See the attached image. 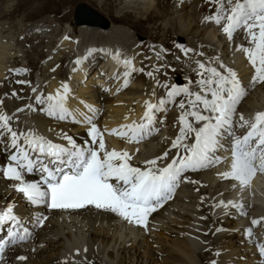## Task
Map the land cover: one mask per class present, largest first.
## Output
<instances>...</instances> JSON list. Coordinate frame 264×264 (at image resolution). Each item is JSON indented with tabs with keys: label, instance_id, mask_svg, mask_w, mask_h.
Here are the masks:
<instances>
[{
	"label": "snow or ice",
	"instance_id": "obj_1",
	"mask_svg": "<svg viewBox=\"0 0 264 264\" xmlns=\"http://www.w3.org/2000/svg\"><path fill=\"white\" fill-rule=\"evenodd\" d=\"M208 2L215 5V11L204 20L222 24V32L229 41L233 40L234 33L244 30L250 46H237L236 50L243 52L254 69L250 84H264V0ZM177 46L185 55L193 51ZM94 51L97 50H88L82 59H87ZM119 55L117 52L112 59L129 69L123 73V87H127V78L137 69L132 67L131 59L121 61ZM82 59L78 58L75 63L79 65ZM196 63L201 70L197 72L200 78L195 82L198 92L175 84L169 88L167 84L160 85L157 81L158 86L168 89L166 96L157 103L144 101L145 110L140 123L121 125L119 129L109 131V135L127 138L129 143H139L158 131L156 124L163 123L157 119L159 113H166L167 106L175 103L177 97L185 98L177 105L180 114L175 139L161 155L144 160L143 167L133 165V156L129 152L106 147L104 134L93 123L95 109L89 106L93 116H84V122L90 125L87 130L89 140L85 146L78 145L66 133L61 134V138L67 141L64 145L54 143L33 130L17 132L11 125L13 116L0 112V143L4 144L3 151L7 153L6 165H0V176L14 182L11 185L13 190L26 204L45 205L51 209H81L94 205L97 209L114 213L129 223L143 227H147L148 216L172 197L182 174L214 167L222 162L223 158L216 155L220 149L227 150V145L222 141L231 142V160L230 170L219 175L236 181L240 187L247 186L257 172L264 173V111L256 113L252 120H246L243 114L236 120L237 105L246 94L237 73L222 62L219 67L223 71L206 67L200 61ZM147 74L152 75L151 72ZM32 91L36 92V89ZM69 91L68 85L63 84L62 93L58 90L55 95H37L35 104L42 106L39 111L48 117L67 120L72 115L65 107ZM26 107L37 111L31 104ZM23 110L17 109L18 112ZM73 122L79 121L73 119ZM237 127L247 128L246 133L237 135ZM5 137L7 142L4 141ZM173 149L176 150L175 155L169 160ZM136 151L139 152V149ZM162 161L168 162L161 166ZM25 174H36L38 179L27 181ZM219 204L238 207L233 202L220 201ZM45 219L38 217L34 224L43 226ZM257 223L256 220L252 221L253 225ZM0 227H8L7 239H0V254L9 244L14 246L31 236L29 228L23 224V218L15 214L12 203L0 210ZM248 234L250 236L251 232ZM257 247L259 255L264 257V245ZM76 254H79L78 250ZM16 259L26 261L27 257L18 255ZM211 264L216 262L212 261Z\"/></svg>",
	"mask_w": 264,
	"mask_h": 264
},
{
	"label": "bare ground",
	"instance_id": "obj_2",
	"mask_svg": "<svg viewBox=\"0 0 264 264\" xmlns=\"http://www.w3.org/2000/svg\"><path fill=\"white\" fill-rule=\"evenodd\" d=\"M38 1L39 0H27V5L36 4ZM104 1L112 3V0H102V1H98V2H101L100 5L102 6ZM117 1H118V4H121L123 2V0H117ZM124 1H135V0H124ZM136 1H138V0H136ZM142 1H144V0H142ZM154 1L156 2V6L154 9L151 10L150 8H147L146 10L143 11L144 14H148V21L151 22V20L154 19V17H155V19H159L162 21L167 16L175 15V16H177V24L179 27L182 26V29H180L179 27L172 29L170 27L167 30H164V31L162 30L163 31L162 37L165 38V40L162 39L163 40L162 43L164 46L162 45L161 47L165 50V52H163L162 54L159 53V51H157L156 55L152 54L153 51H151V47H149L150 45L147 43H144V42L138 43V46L141 50H145V52L149 51L150 53H148V55H154L155 58L159 60V59H162L165 57H172L175 54H178V56L180 58L185 57V53L183 51H181L180 47H178L177 45L184 46L185 48L192 49L193 51L195 50V48L197 46H208L211 48L216 46V44H214L213 40H215V37L218 34H217V30L215 31L214 29L215 28L218 29V27L222 28V24L218 26L217 24L215 25V23H213V22L203 23V22H206L204 20V18L206 16H208L207 13H210L211 11H215V5L214 4L209 3L208 0H198V2L195 4H192V0H178V1L174 2V6H172L173 3L169 2L168 3L169 6H165V7L161 8L162 7L161 4L167 0H154ZM134 3H136V2H134ZM140 4H142V2H140ZM190 4H192V6ZM7 7H9V6H7ZM10 8H11V6H10ZM186 10H189V11H186ZM11 12H13V11H11ZM197 13H201L204 15L203 20H201V21L197 20V18H196ZM127 14H128V12H124V13L122 12V13L118 14L116 21L119 23L127 24V19H128V17H130ZM5 15L10 17L11 13L0 14L1 17H4ZM190 16H192V17L190 18ZM97 19L100 20L99 18H97ZM181 20H183V22ZM110 21H111V25H113L110 30L102 29L99 27H91L88 25L75 26L74 29H71V33H70L71 35H79L80 36V38L77 39L78 40L77 41V48L75 50H73L72 46H71V44H73V41L75 39L74 38L73 41H71L72 43L69 46L65 47V49L68 50L67 55H62L61 59H56V56L59 54V53H56L58 51V50H56V52H55L56 56L53 57L50 65L58 62L61 66L59 67L58 70L52 71L54 77L51 76L52 79L50 78L51 80H50L49 84L46 86L47 87L46 90L49 93H51L52 95H55L58 90H60L62 93V85L63 84L68 85V82L63 81L64 78L62 79V77H61V76H63L61 74L64 71V73L70 79V80H68L69 83L73 86L72 81H71V80H73L75 82L74 87L75 88L77 87V89L74 90L73 88L69 87V85H68L70 91L67 94L66 100L68 99L67 101H69L70 98L75 99L74 96L76 94L79 95L81 98L85 97L87 99L90 98V100H91V101H84V102H80V103L75 104L74 106H76L78 109L72 110L71 112L69 110V107L67 106L68 102L65 101V107L72 114L71 116L75 120L79 121L78 122L79 124L73 125V131L77 132L81 129H84V128L90 126L84 122V116L85 115L93 116V113L89 111V106L91 108L95 109V114H94V119H95V117L97 116V113H98V109H102V105L104 103H106L105 106L108 107L109 110L107 113H105L106 118L103 119V122H100V123H102L103 130H101V131L104 134L105 143L107 144V142H112L116 145L124 147V146L128 145V143H129L127 138L121 139L118 135H109L108 134L109 132H106V131H110L111 129H114V128L119 129L121 125H129V124H132L133 122H135L137 124L140 123L141 118L143 116V112L145 110L144 109V101L149 100L152 103H157L158 95L155 96L150 91H147L146 93H144L143 97L139 98V101H138L139 103L137 102L134 105H130V104L122 103V102H119L120 104L116 103L117 100L118 101L126 100L125 98H122V97L121 98H119V97L113 98V96L115 95L113 92L119 94L121 91H125L127 89V88L123 87L124 80H125L123 73L125 71H129V69H126L123 65L118 70V72L116 74H114L113 77L111 78L112 82H110L109 85L112 86V88H110L112 92L110 91L107 94L104 93V94L100 95L97 93V91H94V89L91 88L92 86H90V84H94L95 80L93 81L92 76H90V74L95 75L94 71L98 69L97 68L98 66L93 68L94 65H97V64L91 65V62H93L96 59L95 57H97V56L99 57L100 53L105 58L106 65H104V63L101 64L102 68L99 67V69L97 70L96 75H99V78H97L98 79L97 83L100 84L104 81L101 74L111 75L115 71V69L119 66V64L115 60L112 59V55L116 54L117 52H119V54H120L119 59L121 61H123L125 59H131L132 67L137 69V71L131 72L129 78H127V80L129 79V81H130V83H128V85L133 84V85H138V86L141 85L142 86V85H145V83L147 82L146 81L147 75L145 74L147 71L145 69V65L140 64V62H138V59H136L134 57V54H130L129 57H126L123 59L122 55L124 54V51L132 48L131 37H129L120 28H117L116 30H114L115 29L114 23H116V22L112 21L111 19H110ZM141 23H142L141 20L135 21V24L140 25ZM171 24H172V22H171ZM174 24H176V23H174ZM196 28L197 29L200 28L199 35L202 38L200 40L197 39L196 31H195ZM2 32H5L4 29L2 30ZM51 33L52 34L48 35L47 38H42V39H46L45 40L46 51H45V54L43 55V57L41 58V60L46 59L48 54L51 53L49 49L51 47L55 46L57 43L59 44V42L61 41V39H60L61 36L58 33H55V32H51ZM41 34H43V31L41 32ZM64 34L66 36L68 35V34H66V32H64ZM172 35H174V39L171 38ZM40 36L41 35L39 33L36 37H30L31 38L30 41L34 42L36 39L40 38ZM23 37H26V36H23ZM23 37H21V38H23ZM95 37H97V41L96 40H94L95 42L94 41H86L85 45H83L84 43L81 44V42L82 41L84 42V40L86 38H95ZM160 39H161V37H160ZM20 40L21 39H17V42L20 43L21 42ZM64 40H65V38H64ZM0 41H2V40H0ZM65 41L67 42V39ZM62 42H60V44ZM219 43L220 44L223 43V38L219 39ZM60 44H59V46H60ZM151 44H153V43H151ZM82 46H84V47L82 48ZM36 47H38V46H36ZM90 49H94L97 51H94L93 54L91 56H89L87 58V60L85 61V59H82V58L85 57V52L87 54L88 50H90ZM100 49L104 50V52L99 51ZM79 50H80V52H79ZM5 52L6 51L4 50V45H2V46L0 45V60H1V57L4 55ZM224 52H226V51H224ZM224 52H221V53H224ZM64 53H66V51H64L62 54H64ZM52 54H53V52H52ZM227 55L228 54L225 53V56H227ZM25 57L29 58L28 56H25ZM78 58L82 59V62L79 65H77L75 63V61ZM15 59H16V57H15ZM23 59H25V58H23ZM49 59H50V57H49ZM233 59H234V61H232V62L233 63L236 62V66H238L237 64L239 63V58L234 57ZM150 60H154V58L149 57L148 62ZM99 61L101 62L102 60H99ZM209 62H208V65L210 64ZM241 62L244 63L243 61H241ZM29 63H31V60L29 61ZM66 64L69 65L67 71L64 70L65 69L64 67L66 66ZM174 65L176 66L177 64H174ZM224 65L227 66L226 64H224ZM242 65H243L242 67H244V64H242ZM17 66H19V64H17ZM152 66H153L155 72L157 74H159L160 77L165 81V82H163V84H167L169 86V88L173 85V83L171 82V85L169 83H166L167 82L166 77L168 76L170 78L169 74L177 75V73L181 72V70L176 69V67H173V68L172 67H164L161 70L159 69L160 71L158 70L159 71L158 72L157 71V67H158L157 64L153 62ZM219 66H220L219 63L215 62V64H213L211 67H216L219 71H223V69H220ZM26 67H28V66H26ZM61 68L63 69V71L60 70ZM230 69H232V68H230ZM244 69H245V67H244ZM3 70H4V68L2 67V63L0 61V76L3 75L2 74ZM10 70H12V69H10ZM184 71H185L184 75L188 76L189 79L192 81V78L194 77V71L195 70H186L185 69ZM7 73H8V71H7ZM16 75L19 76V74H16ZM6 77H9V78L8 79L3 78L4 81L1 84L2 87L0 85V87H1L0 93L3 92L5 94H8V96H9V94L11 95L10 88H12V87H10V85H12L13 88L17 87V86L22 87L21 83H17V81L20 80L21 76L19 78L16 77L14 79L11 78L10 75H8V76L6 75ZM33 80H34V77H33ZM154 82H155V80H154ZM154 82H153V85H154ZM260 87H264V86L260 85ZM101 88L103 89V88H108V87L107 86L106 87L101 86ZM117 89H119V91H117ZM14 92H15V90H14ZM131 92H133V88H132V90L129 89L122 96H126L127 94L130 95ZM108 94L113 95V96L109 97ZM24 95H25V98L23 97ZM24 95H18V99L16 97L17 100L21 101V102H19L20 103L19 105L24 104L25 102H26L25 104H27V105L32 104L30 102H27L28 96H29L28 89L25 90ZM94 95H96L98 101L101 100L100 105L97 102H92ZM246 95H248V91H246L245 96ZM3 96H4V94H3ZM245 102L252 105L250 98H248V97L245 100ZM4 105L2 107L5 109L6 105H7L6 101L4 102ZM27 105H25V106H27ZM38 106L39 105H37L36 107H38ZM170 106H171V104H170ZM260 107L264 108V104H262V106H260ZM258 108H256V109H258ZM256 109H254V110H256ZM7 110H4V113L9 115V111H7ZM12 114H13L12 115L13 120L11 122V125H12L13 129L15 130V127H18L19 125L17 124V122L15 120L16 116L14 115V112ZM25 114L28 115V111L27 112L25 111V113L22 116H26ZM161 114L163 115V112ZM30 115L32 116V119H29L30 122L36 121L38 123H40V122L46 123L45 121H42L38 116L35 117L33 115V112ZM18 116H20V115H18ZM157 119H158V117H157ZM158 121H159V119H158ZM172 123H174V122H172ZM20 124H21V122H20ZM50 124L53 125L54 127L58 128L59 129L58 132L63 130V127L60 124H58L57 122H53V124L52 123H50ZM159 125H160V123L158 122L156 124L157 129L159 128ZM161 131L162 130H160V132ZM158 132H159V130L153 132V134H158ZM59 135H61V134H58L57 136H59ZM153 138H154L153 135L148 136L147 138L141 140L139 143H136L137 147H134L135 145L133 143V147H132L133 149L131 148L132 150L130 148L129 149L128 148L127 149H123V148L116 149L114 147H111V149H115L116 151H122V149H123V151L131 152L129 154L133 156V159H136L138 161L143 160L147 157V154L145 152L148 149H149L148 152L151 151V153H148V156H149V154H152L153 156L159 154L157 151H160V150L155 149V147H158V146L154 145V143H153L154 140H152ZM85 141H87L86 137H85ZM56 142H58V138H57ZM60 143H62V142H60ZM157 144H159V143H157ZM139 145H144V147H142V149H140L141 146H139ZM226 145H227L226 153H224V151H225L224 149H222L221 152L216 153V155L223 158L222 162L216 164V167H208L206 169L207 173L201 174V177H204L205 176L204 174H206L208 177V182L213 184V185L214 184L216 185L215 186L216 192L219 194H223L225 196L226 202H233L234 203L235 199H236L235 196H236V194H238L240 192L241 188L238 187L235 182L231 185V181H221L220 175L216 174L217 172L223 173L225 171L230 170V160H231L230 149H231V145H229V144H226ZM0 149H4V148L0 146ZM137 149H139V152L136 151ZM0 153H1V151H0ZM6 163H7V160L4 159L3 155L0 154V165H6ZM132 163L135 166L143 165V163L134 162V160H132ZM0 178H3V177L1 176ZM214 178L216 179V181L210 182ZM25 179L27 181H33V180H35V176H34V174L33 175H26ZM248 185H250L253 188L259 187L258 181H253V182L249 181ZM6 186H7L6 183H4L3 181L0 180V196L2 193V189L4 190L6 188ZM187 190L188 189H185L184 191H180V193L178 194V196L176 198L177 202L179 201V199L184 202V200L186 198L184 195H186ZM243 192L246 193V191H244V190H243ZM4 193L6 194V196H5L6 200H10L11 191L8 189H5ZM12 194H13V192H12ZM2 196H4V194ZM192 197L195 198L193 195H192ZM247 197H249V196H247ZM247 197L245 194V198H247ZM257 197L258 198L261 197L260 201L264 202V192L263 191H261L260 195H258ZM169 202H170V200H169ZM170 204H171V202H170ZM194 204H195V200L193 199V201H190V203H188V204H183L181 206H177V207H180L183 211L182 213L180 212L178 214H181L185 219H183V218L178 219L179 216H177V219H176V221H174V223H172L170 221L167 222L175 230L177 229V230L181 231L183 234L187 235L188 239L181 236V235L175 234L173 232H169L167 230V228L162 223H160L159 220H161V219L164 220L165 218L159 213H157L153 219L157 223V225H159L160 227L163 226L159 233H158V231L156 233H153L154 235L157 236L156 237L157 240L151 239L153 237L151 235L149 237L143 236L142 238L137 239L138 238V232L132 231V233H130L131 237L128 239V240L131 239L129 242H126V241H128L126 239L121 240L119 233L114 228V225H111L108 228V230H103L101 225L98 228L94 227V231L91 233V226H93L94 223L97 222V216L98 215H95V212H93L92 209H89V207L87 209H83L85 213L79 212L78 214L71 216L70 217V219H71L70 223H67V222L59 223V221H58L60 217L68 219V216H60L58 214H55V217L58 215V217H56V218L54 217L55 219L52 218V216H48V217H51V219L47 220V222H49L48 226L46 227L47 231L38 235V241L40 238H43L44 240H46V238H48L45 242V244H46L45 248H43L42 250H39V251H37L31 255H30V252H25V255L27 257V261H25L24 264H68L67 261H63L61 259L63 258V256L65 254L68 257L69 254L73 251L72 250L73 247H75V246L82 247V246H78V245H82V243H86V244L93 243V246L97 245L98 247H100L101 251L104 253V255L106 257L104 259V262H108L109 259H112V260L114 259L116 264H153L152 263L153 261L155 262V264H171L174 262L176 264V260H179V262H181L182 264H192L191 258H193L195 256L197 257V255H198V254L196 255V250H195V248H196L195 246H196V242H197L196 222L198 220L197 219L198 214L194 210V208L197 209V207H195ZM173 205H174V203H173ZM166 207H167V205H166ZM169 208L170 207H168L167 209H169ZM192 208H193V210H192ZM167 209H164L163 212ZM22 210L23 209H18V211L20 212V217H24L23 214H25L26 218H28L29 213H27V212L23 213ZM24 211H27V210H24ZM257 213L258 212H256V214ZM190 214H192V216H190ZM109 217L107 215L101 214L100 219L102 221H107V220H109ZM172 217H174V216H172ZM156 218H158V219H156ZM78 220H80V222H78ZM164 221H166V219ZM179 223H181V225H179ZM62 224H64V227L62 226ZM24 225H26V224L24 223ZM84 226H86L85 229H83ZM138 228H139L138 230H140V227H138ZM185 228H187L188 231L185 230ZM167 232H169V233H167ZM258 233L262 234L261 238L263 240L264 239L263 231L260 230V231H258ZM89 234L91 237L88 236ZM173 234H174V237L170 238ZM235 235L237 236L238 240L239 239L242 240V238L239 237L237 235V233L231 232V233H228L226 236L227 241L222 244L225 248H228L230 250L231 254H234V255H236L235 251L237 250V248L233 249L234 248L233 237H235ZM224 238L225 237H223V239ZM132 239H134V240H132ZM175 239H177V241H175ZM137 240H139V241H137ZM78 241H80V242H78ZM136 241H137L136 245L138 247H140L141 245H144V243H146L148 245V254L146 252H144L143 255L140 256L141 251H136V249L133 250L135 248V247L133 248V245ZM126 243H130L131 248L128 250H123L125 248L124 244H126ZM155 244L159 245L160 247L151 256L150 250L151 251L153 250L152 248L155 246ZM258 245H260V244H258ZM110 246L113 247L115 252H107V248ZM90 247H92V246H90ZM257 249H258V247H257ZM214 251H217V248ZM219 253H220V251H219ZM33 255H36V256L33 257ZM257 255H259V254H257ZM224 256L225 257H222V258L225 259L228 255H224ZM140 258H141V260H140ZM169 259L172 261H170ZM247 259H249L250 262H252V261L255 262V258L253 256V254L250 252L246 253V255H245V261ZM226 260L227 261L225 264H232L234 262V261H232L233 259H226ZM145 261H147V263H145ZM211 261H213V260H211ZM209 263H211V262H209ZM91 264H92V262H91ZM204 264H206V262H204Z\"/></svg>",
	"mask_w": 264,
	"mask_h": 264
},
{
	"label": "rangeland",
	"instance_id": "obj_3",
	"mask_svg": "<svg viewBox=\"0 0 264 264\" xmlns=\"http://www.w3.org/2000/svg\"><path fill=\"white\" fill-rule=\"evenodd\" d=\"M98 1H102V0H39L36 4L27 5V0H0V14L11 13L10 17L6 16V15L4 17L0 16V40H2V41H0V45L1 46L4 45V50L6 51L4 53V55L1 57V60H0L1 63H2V67L4 68V70L2 72L3 75L0 76V85L2 84L4 79H8L9 78V77H6V75L7 76L10 75L11 78H13V79L16 78V77L19 78L21 76L20 80H18V81H23L24 80V81L27 82L26 84L25 83H21L22 87H19V86H17L18 88L14 87L15 89L13 88L12 85H10V87H12V88H10L11 95L9 94V96H8V94H5L3 92L0 93V102H3V103H0V112L1 111L4 112V110L8 109L7 111H9V114H10V113H13L14 110H17L18 106L19 107L25 106L24 104L19 105L20 104L19 102H21V101L17 100V99H18V95H24L25 90H27V85L28 84L31 85V82H30L31 81V75H33V74H34V77L37 79L36 82L39 85L36 88L35 94L40 92V91H44V88H47L46 86L49 84L50 80L52 79L51 76H53V72H52L53 69H55V71H56L61 66L58 62L50 65L51 64V60L53 59V57L56 56V53H59L56 56V59H61L62 55H67L68 50L65 49V47L69 46L72 43L71 41H73L74 38L75 39L73 41V44H71V46H72L73 50H75L77 48V41H78L77 39L80 38V36L79 35H71L70 33H71V29L75 28V25H73V15H74L73 10H74V8H75V6H76V4L78 2H84L85 4H87L90 7H92L94 10L98 11L101 15H103L110 22V24H111L110 19L112 21H115L116 23H114V25H115V29L114 30H116L117 28H120L129 37H131V39H132V48L131 49H127V50L124 51V54L122 55L123 59L126 58V57H129L130 54H134V57L136 59H138V62H140L141 60H143L145 62L146 60L143 59V58L149 59V57H153L154 60H150L148 62V66L145 65L146 71L148 69L152 74L153 73L157 74L155 72L153 66H152V63L154 62L157 65H159V63H160L162 66L163 65H167V64H165L166 60H164V59H167L172 64V66L176 67V69H180L181 71H183L185 69L186 70H195L194 71V77H196V74H197L196 72L200 71L198 69V65H197L196 61H200L201 63H204L206 65V67H211L213 64H215V62L219 63L217 58H212L211 57V55H210L211 51L210 50L206 51V47H208V46H197L194 51L188 52L187 55H185V57H183V58L182 57L180 58L178 56V54H175L172 57H165V58H162V59H159V60L156 59L154 55H148V53H150L149 51L145 52V50H141L139 48V46H138V43L139 42H144V43H147V44L150 45L149 47H151V51H153L152 54L156 55L157 51H159V53L162 54L163 52H165V50L162 47H160V46L163 45L162 41L165 40V38L162 37L163 31L167 30L170 27L172 29H174L176 27L177 28L179 27L178 24H177V16H175V15L167 16V17H165L166 19L164 18L162 21L159 20V19H155V17H154V19L151 20V22L148 21V14H144L143 11L146 10L147 8H150L151 10L154 9L155 6H156V2L154 0H144V1L138 0L139 2L136 1V0L135 1H124L123 0V2L121 3V6H120V4H118L117 0H112V3L104 1L102 6L100 5L101 2H98ZM176 1H178V0H167V1H164L161 4V6H162L161 8H163L165 6H169V4H168L169 2L173 3L172 6H174V2H176ZM134 2H136V3H134ZM140 2H142V4H140ZM197 2H198V0H192V4H195ZM192 4H190V5L192 6ZM7 6H9V7H7ZM10 6H11V8H10ZM11 11H13V12H11ZM186 11H189V10H186ZM122 12L123 13L124 12H128L127 15L130 16L127 19V24L119 23V22L116 21L117 15L122 13ZM191 17L192 16H190V18ZM196 18H197V20L201 21V20H203L204 15L201 14V13H197L196 14ZM139 19L141 20L142 23L140 25L135 24V21H140ZM181 21L183 22V20H181ZM171 22H172V24H171ZM174 23H176V24H174ZM112 26L113 25H111L107 30H110L112 28ZM179 28L182 29V26H180ZM3 29H4L5 32H2ZM214 30L216 31L217 28H215ZM42 31H43V34H41ZM195 31H196L197 39L198 40L202 39L201 36L199 35L200 28H198V29L196 28ZM51 32L58 33L61 36V37L59 36L60 39H61L60 42H62V41L63 42L61 44L59 42L60 46L57 43L55 46L51 47L52 49L51 48L49 49L51 53L48 54L46 59L41 60V58L43 57V55L45 54V51H46V48H45V46H46L45 40L46 39H42V38H47L48 35L52 34ZM64 32H66V34H68L67 35L68 36L67 42L65 41L66 39L64 40V38L67 37L64 34ZM39 33L41 35L40 38L36 39L34 42H31L30 41V39H31L30 37H36ZM23 36H26V37H23ZM21 37H23L24 39L21 38ZM160 37H161V39H160ZM171 38L174 39V35H172ZM17 39H21L20 40L21 42L18 43ZM94 40L97 41V37H95V38H86L84 40V42L83 41L81 42V44L84 43L83 45H85L86 41H94ZM150 42L151 43H156V44L153 45ZM36 46H38V47H36ZM155 46H157V47H155ZM83 47L84 46H82V48ZM209 48H211V47H209ZM211 49H213V48H211ZM56 50H58L59 52L58 51L56 52ZM64 51H66V53L62 54ZM52 52H53V54H52ZM79 52H80V50H79ZM206 52H209V53H206ZM214 52H215V50H214ZM197 53H205V54L204 55H197ZM226 53H228V52H226ZM222 55L225 56V53H223ZM25 56H28L29 58H26ZM15 57H16V59H15ZM49 57H50V59H49ZM240 57H241V59L239 58V63L237 64L238 65L237 67L239 69L241 68L239 70L240 73H241L240 76L241 77H245L247 75V72H246V69H244V67H242L243 63L241 62V61H243L242 60L243 56H240ZM23 58H25V59H23ZM30 60H31V63H29ZM160 60H161V62L163 60L164 61L161 63ZM206 61L207 62L210 61L209 62L210 64L208 65V63ZM103 63L104 62H102V64ZM17 64H19V66H17ZM174 64H177V65L175 66ZM26 66H28V67H26ZM68 67H69V65L66 64V66L64 67L65 68L64 70L67 71ZM149 68H151V69H149ZM10 69L15 70V71L14 72L10 71ZM60 70L63 71L62 68ZM7 71H8L9 74L7 73ZM184 73H185V71H184ZM16 74H19V76L16 75ZM63 74H65L64 71H63V73L61 75H63ZM169 75H170V78L167 76L166 79H168L167 81H169L170 85H171L172 80H173V84H175L177 86H182L184 84L182 79H181V77H179V75L178 76H175V75H172V74H169ZM185 76L186 75H184V79L187 81L189 77L188 76L185 77ZM61 77L63 79V76H61ZM93 77H94V75L92 74V78ZM148 77H149V75H148ZM150 77H153V75H151ZM194 77L192 78V81L194 80ZM149 80L150 79L146 80L147 82L145 84V88H144V85H142V86L139 85L138 86V85H133L132 84L131 85L132 88H133V92H131L132 95L131 94L130 95L127 94L126 96H122V98L126 99V100H124V102L126 104L134 105V104H136L139 101L140 97L144 96V93H146L147 91H150L152 94H153V92H155V96H157V95H160V96L165 95V93H166V91L168 89H164V88L161 89L159 87L155 88L154 85H153L152 80H150V81ZM63 81H65V80L63 79ZM110 82L111 81H109L108 83H110ZM128 83H127V85H128ZM72 84H73V87H74L75 86V82L73 80H72ZM90 86H92L91 88L94 87L93 84H90ZM101 86L102 87H106L107 85L103 84ZM184 86H186V85H184ZM187 86L190 87L191 90H194L193 88H195L197 92L199 91V89L195 87L197 85H195V86L187 85ZM1 87H2V85H1ZM1 87H0V89H1ZM132 88H131V90H132ZM75 89H77V87ZM143 89L144 90L148 89V90L144 92ZM14 90H15V92H14ZM262 90H264V87H259L258 89L255 90V92L252 91L253 92L252 93L253 94L252 97H254L253 99L255 101L252 100V97L250 98V101L252 103V106H254L255 109L260 107V106H262V104H264V92ZM13 93H16V95L14 96ZM3 94H4V96H3ZM114 94H115L114 96L110 95V94L109 95L111 97L113 96V98H117V97L121 98L118 93L114 92ZM16 97H17V99H16ZM23 97L25 98V95ZM177 98L181 99V97H177ZM5 101L7 102V105H6V108L4 109L2 106L4 105ZM119 102H121V101H118V100L116 101V103L120 104ZM179 102L180 101H175V104H177ZM101 110H102V113H103V117H102L101 122H103V119L106 118L105 113H107L109 109H108V107L103 105ZM31 113H32L31 111H29V113H28V116L30 117L29 119H32V116L30 115ZM172 115L173 116L170 117L169 119H172V122L176 123L175 127L179 128V126L177 124V121L176 122L173 121V119H177L178 112H174V113H172ZM166 118H168V117H166ZM94 122L97 124V126L98 125L102 126V123H100L98 121H95V120H94ZM173 129H175L174 125H173V127L170 128V130H173ZM106 132H109V131H106ZM176 135L177 134H175V136H173L172 139H175ZM152 140H154L153 143L155 145L156 144V137L153 138ZM134 145H135L134 147H137L136 143H134ZM118 146L119 145H116V144H114L112 142H107V144H106V147L109 150H113V149H111V147H114L116 149H119V148L120 149L121 148H123V149H127V148L129 149L130 148L131 149L133 147V143H128V145H126L127 147L124 146V145H123L124 147H122V146L118 147ZM139 146L142 147L143 145H139ZM123 149H122V151H123ZM129 153H131V152H129ZM224 153H226V150L224 151ZM201 181L202 180L198 179L196 181V183H193V186H194L193 194H192V189H188L187 190L186 195H184L186 197L184 202L179 200L176 204L174 202V204L176 205V207L177 206H181L183 204H188V203H190V201H193L194 198L192 197V195H194L195 196V204H194V206L197 207V209H195L194 207L193 208H194V210L196 212H198L197 213L198 216L200 214L204 213V212L207 213V215L206 216H202L200 221L198 222V227H199V229L197 230V238H198L197 242L198 243H196V246H195L196 247L195 248L196 255L197 254L198 255H197V257L196 256L193 257V258L190 257L191 258V263L192 264H201V263L204 264V262H206V264L207 263L211 264L209 262H212L211 260H213V261L216 262V264H224V262L222 260V255H225L226 253H228V251H225V252L221 251L222 250L221 246L226 241V239H223V237L225 235H223L222 232H221V230H223L224 228H223V226L220 225L221 222L218 221L217 215H214L212 212H210L211 210H213V208H217L218 207L220 201H224V200L222 199L221 196L217 197L213 193L212 188L209 187V183L208 182H205L204 184L203 183L200 184ZM213 181H216V179L214 178L210 182H213ZM207 184H208V186H207ZM215 186L216 185H214V188H215ZM215 203H216V207L213 206ZM193 208H192V210H193ZM207 209H208V212L206 211ZM168 211H169V209L165 210L164 212L166 213ZM164 212L162 211L159 214H161L166 219V221H164L165 219L164 220L161 219V220H159L160 223H162L164 226L167 224L165 227L167 228V230L169 232H173L175 234L181 235V236H183V237L188 239L187 235L183 234L181 231H179L177 229L175 230L171 225H169L167 223L169 221L174 223L175 220L173 218L175 217V215H174V217L171 216L172 217L171 218L170 216H166L164 214ZM176 214H178V213L176 212ZM178 216H179L178 219H180V218L185 219L181 214H178ZM190 216H192V214H190ZM156 219H158V218H156ZM252 219L256 220L253 217H252ZM80 220H78V222H80ZM113 225H114V228L116 229V231L119 233V236H120L121 240L122 239H126L127 240V239H129L131 237L130 233H132V231H133L132 229L125 228V227H123V225H121V224H119L117 222H115ZM179 225H181V223H179ZM252 228H253L252 232H253V235L255 237L254 240H257V241L259 240L258 244L264 245V239L262 240V238H261L262 234H260V233L257 234L258 231L262 230L263 231V235H264V220L261 221V222L259 220L258 223L255 224V225L252 224ZM218 229H219V231H218ZM185 230L188 231L187 228H185ZM88 236H90V235H88ZM156 237H157L156 235H153V237L151 239L157 240ZM173 237H174V235H172L170 238H173ZM130 240H128L126 242H129ZM132 240H134V239H132ZM175 241H177V239H175ZM234 247H236L235 243H234ZM130 248H131V246L127 245V247L125 246L124 250H128ZM158 248L159 247H157V249ZM216 248H217V251H214V250H216ZM157 249H153V250L157 251ZM245 249H247L246 248V244H242V248H241L240 252L238 253V255L240 257L246 255L247 252H245ZM133 250H135V249H133ZM254 250L256 251V252L254 251L255 252V256H257L260 259V262L262 261L261 264L262 263L264 264V257H261L260 255H257V254H259V252L257 251L258 250L257 247H256V249L254 248ZM95 251H97V250L94 249L93 252L95 253ZM136 251H139V250H136ZM219 251H220V253H219ZM113 252H115V250ZM150 252H151V256H152L153 255V251H150ZM143 253L144 252H141L140 256L143 255ZM147 254H148V251H147ZM140 260H141V258H140ZM170 261H172V260H170ZM241 261L238 264H240ZM106 263L103 261L100 264H106ZM145 263H147V261H145ZM152 263L155 264L154 261ZM244 263H245V261H244ZM247 263H249V262H247ZM90 264H91V262H90ZM92 264H97V263L95 261H93ZM171 264H175V262L171 263ZM176 264H182V263L179 262V260H176Z\"/></svg>",
	"mask_w": 264,
	"mask_h": 264
},
{
	"label": "water",
	"instance_id": "obj_4",
	"mask_svg": "<svg viewBox=\"0 0 264 264\" xmlns=\"http://www.w3.org/2000/svg\"><path fill=\"white\" fill-rule=\"evenodd\" d=\"M73 23L75 26L88 25L102 29L110 27V22L103 15L83 2H79L74 8Z\"/></svg>",
	"mask_w": 264,
	"mask_h": 264
}]
</instances>
